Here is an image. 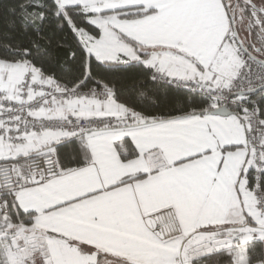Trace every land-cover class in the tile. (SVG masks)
Instances as JSON below:
<instances>
[{
    "label": "snow or ice",
    "instance_id": "1",
    "mask_svg": "<svg viewBox=\"0 0 264 264\" xmlns=\"http://www.w3.org/2000/svg\"><path fill=\"white\" fill-rule=\"evenodd\" d=\"M0 264H264V0H0Z\"/></svg>",
    "mask_w": 264,
    "mask_h": 264
}]
</instances>
